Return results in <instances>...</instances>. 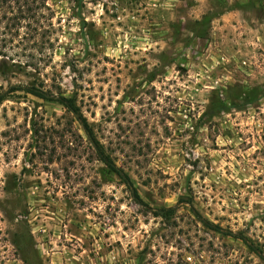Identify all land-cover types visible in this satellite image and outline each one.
<instances>
[{
	"label": "rangeland",
	"instance_id": "374dc122",
	"mask_svg": "<svg viewBox=\"0 0 264 264\" xmlns=\"http://www.w3.org/2000/svg\"><path fill=\"white\" fill-rule=\"evenodd\" d=\"M0 264H264V0L0 1Z\"/></svg>",
	"mask_w": 264,
	"mask_h": 264
},
{
	"label": "trees",
	"instance_id": "16d2710c",
	"mask_svg": "<svg viewBox=\"0 0 264 264\" xmlns=\"http://www.w3.org/2000/svg\"><path fill=\"white\" fill-rule=\"evenodd\" d=\"M0 1H3V2H7V1H10V0H0ZM36 1V0H34ZM59 103L63 104V106L68 110V111H71L72 113H75L76 110L74 109V105L72 103V101L70 99H65V98H61L60 100H58ZM108 167L111 169V170H114V167H112L111 163L108 162ZM172 209H169L168 211H170Z\"/></svg>",
	"mask_w": 264,
	"mask_h": 264
}]
</instances>
